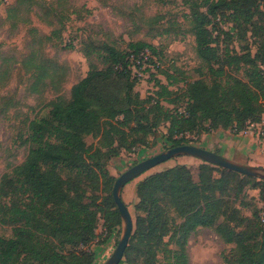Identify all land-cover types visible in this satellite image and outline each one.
<instances>
[{
    "label": "trees",
    "instance_id": "obj_1",
    "mask_svg": "<svg viewBox=\"0 0 264 264\" xmlns=\"http://www.w3.org/2000/svg\"><path fill=\"white\" fill-rule=\"evenodd\" d=\"M199 1L207 11L192 10V33L210 83L194 80L178 94L170 90L171 82L156 80L157 92L143 99L135 91L128 58L146 49L156 55L155 49L145 43L129 44L127 52L103 46L104 68L90 62L89 72L71 88L70 98L57 97L45 116L28 124L27 157L0 179V226L11 228L9 238L0 237V264H93V254L82 248L95 238L101 212L104 220L121 225L112 197L116 180L106 172L105 161L143 145L144 137L162 124L167 125L166 140L172 148L189 145L195 133L219 129L240 133L262 122L264 53L252 57L248 51L231 60L226 52L216 70L218 48L209 29L223 10L231 12L234 26L241 18L249 23L254 0ZM259 1L264 8V0ZM241 64L247 67L246 82L227 72ZM37 68L33 87L49 79L56 88L62 81L57 65ZM181 98L183 106L164 107ZM180 108L186 115L179 113ZM97 130L100 146L107 151L96 148L90 154L85 139ZM140 134L142 138H135ZM197 171L196 180L190 168L177 165L138 183L135 226L120 264H157L163 251L172 254V264H188L187 242L200 228L213 230L224 244L233 246L232 255L223 257L225 264H264V211L244 218L228 202L236 201L252 182L264 208V181L206 163ZM100 177L109 182L104 190L109 195L99 205L88 189L98 191ZM169 245L175 251L168 250Z\"/></svg>",
    "mask_w": 264,
    "mask_h": 264
},
{
    "label": "rangeland",
    "instance_id": "obj_2",
    "mask_svg": "<svg viewBox=\"0 0 264 264\" xmlns=\"http://www.w3.org/2000/svg\"><path fill=\"white\" fill-rule=\"evenodd\" d=\"M198 4H201L199 0H0V179L27 157L29 145L25 140L28 124L35 118L45 116L49 104L57 97L63 96L68 100L71 88L89 72L90 62L99 69L104 68L106 53L103 46L127 52L129 44L145 43L155 49L163 69L157 76L136 84L135 91L143 99L157 92L156 80L163 84L171 82L170 90L178 94H182L186 85L194 80L203 79L210 83L208 67L197 55L192 33V10L198 7L199 12L207 11L205 6ZM223 11L226 12L219 13L218 19H213L209 26L220 60L218 65H214L216 70L225 60L226 52L231 60L235 55L240 56L248 51L252 57L264 53V8L260 1L254 0L251 5L250 14L253 17L249 23L241 18L234 26L231 22L233 18L229 16L231 12ZM85 53H89V59ZM39 64L45 68L54 65L61 68L58 73L63 77L56 85L57 90L49 84V79L33 87ZM261 68L264 71V66ZM236 69L232 67L227 72L246 82L247 67L241 64ZM166 73L172 75L171 81L167 80ZM184 103L185 100L181 98L176 104L164 103V107L169 110ZM253 129L246 131L250 134L248 136L252 135L258 147L252 157L264 164V116ZM216 131L195 133L189 137V145L199 147L203 136H206V140ZM222 131L230 137L246 135L229 129ZM166 133L167 125L162 124L144 137L143 145L128 151L121 150L119 156L105 161L109 177L115 181L134 165L166 152L171 148ZM95 134L85 139L91 149L90 154L96 148L106 152L100 146V131L97 130ZM135 138H142V135ZM202 163L190 157H176L124 186L121 199L134 226L137 216L135 206L138 203L136 187L139 182L177 165L190 168L197 180V169ZM252 184L249 183L250 186L236 201L228 200L240 217L251 218L257 210L264 211L259 190L253 189ZM97 186L99 190L88 189V195L97 196V204L100 205L109 195L104 191L105 188L108 190L109 182L100 177ZM103 214L104 211L98 218L95 238L86 248H82L93 254V264L107 261L123 232L122 222L115 227L112 221L103 219ZM10 236L11 228L0 226V237ZM165 242H168V238ZM232 248V245L224 244L213 230L200 228L188 239V264H225L223 257H230ZM167 249L175 251V246L169 245ZM171 257L169 252H160L157 264H172Z\"/></svg>",
    "mask_w": 264,
    "mask_h": 264
},
{
    "label": "water",
    "instance_id": "obj_3",
    "mask_svg": "<svg viewBox=\"0 0 264 264\" xmlns=\"http://www.w3.org/2000/svg\"><path fill=\"white\" fill-rule=\"evenodd\" d=\"M176 157L194 158L203 163L226 169L242 176L264 181V168L238 164L221 155L207 151L203 148L195 147L193 145H182L169 148L166 152L160 153L134 165L116 179L112 189L113 201L123 225V232L116 249L104 264H120L123 261L125 251L133 232L134 224L132 217L121 199V191L124 186L145 172Z\"/></svg>",
    "mask_w": 264,
    "mask_h": 264
},
{
    "label": "crops",
    "instance_id": "obj_4",
    "mask_svg": "<svg viewBox=\"0 0 264 264\" xmlns=\"http://www.w3.org/2000/svg\"><path fill=\"white\" fill-rule=\"evenodd\" d=\"M241 135L243 134L230 137L227 136V132H223L222 129H219L206 140V136H203L202 144L199 145V147L217 153L238 164L264 167V164L256 162V158L252 157V153L258 149L256 141L251 137L252 135L248 136L250 135L248 133H246V135L244 134V136Z\"/></svg>",
    "mask_w": 264,
    "mask_h": 264
},
{
    "label": "built area",
    "instance_id": "obj_5",
    "mask_svg": "<svg viewBox=\"0 0 264 264\" xmlns=\"http://www.w3.org/2000/svg\"><path fill=\"white\" fill-rule=\"evenodd\" d=\"M128 63L131 78L137 83L142 82L151 76H157L158 72L163 69L159 58L148 49L140 52L137 55H130L128 58ZM179 113L186 115L184 108H180ZM254 127L255 124H252L247 130L250 128L252 130ZM246 131H243V133H246Z\"/></svg>",
    "mask_w": 264,
    "mask_h": 264
}]
</instances>
